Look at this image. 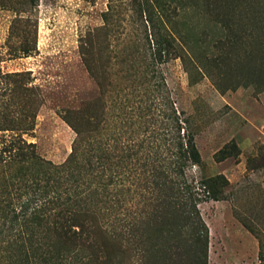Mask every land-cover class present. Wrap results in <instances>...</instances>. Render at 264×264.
Wrapping results in <instances>:
<instances>
[{
  "label": "rangeland",
  "instance_id": "374dc122",
  "mask_svg": "<svg viewBox=\"0 0 264 264\" xmlns=\"http://www.w3.org/2000/svg\"><path fill=\"white\" fill-rule=\"evenodd\" d=\"M171 35L184 51L160 54ZM65 111L99 115L124 172L164 164L178 120L201 156L189 177L228 181L222 200L199 206L208 264H264V0H0V127L60 165L76 138ZM16 172L0 164V264H43L51 248L37 233L25 260L30 231L8 211L23 201L8 195Z\"/></svg>",
  "mask_w": 264,
  "mask_h": 264
},
{
  "label": "trees",
  "instance_id": "16d2710c",
  "mask_svg": "<svg viewBox=\"0 0 264 264\" xmlns=\"http://www.w3.org/2000/svg\"><path fill=\"white\" fill-rule=\"evenodd\" d=\"M157 50L169 56L184 51L173 35L157 43ZM177 56L185 62L184 55ZM63 115L76 138L60 165L38 157L35 144L22 140L15 125L0 127L12 133L1 143L0 164L5 161L18 171V182L11 183L8 195L23 198L19 204L9 201L8 211L30 231L24 241L30 249L21 246L27 250L24 259H30L33 248L37 254L46 247L51 251L39 257L43 264H208L209 230L199 206L222 200L228 181L222 175L199 181L189 177L188 169L201 164L192 133L181 137L182 127L173 120L177 135L167 161L162 164L157 155L153 165L143 164L140 172L127 169L138 187L126 184L125 161L106 146L99 115ZM34 166L39 168L37 176ZM138 195L143 199L137 204L124 203V196L131 202Z\"/></svg>",
  "mask_w": 264,
  "mask_h": 264
}]
</instances>
